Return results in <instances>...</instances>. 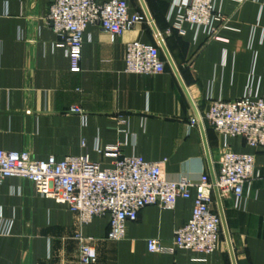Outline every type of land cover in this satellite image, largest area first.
Wrapping results in <instances>:
<instances>
[{
	"label": "crops",
	"instance_id": "0c3cea01",
	"mask_svg": "<svg viewBox=\"0 0 264 264\" xmlns=\"http://www.w3.org/2000/svg\"><path fill=\"white\" fill-rule=\"evenodd\" d=\"M127 1L130 14L145 20L116 36L89 25L80 69L73 71L69 44L45 19L51 0H0V148L42 160L87 154L103 168H113L124 155L167 159V178L191 179L192 196L179 199L174 209L143 208L127 223L126 236L113 240L110 215L86 222L37 195L31 181L3 179L0 264H84L80 237L97 252L91 264H264V147L225 137L205 118L213 101L264 98V0H214L226 21L214 22V35L181 23L178 0H144L157 31L142 0ZM133 41L158 46L165 72H127ZM75 105L86 115L69 113ZM109 147L119 155H109ZM225 147L254 154L258 177L240 199L218 197L214 187L212 209L221 219L223 212L228 227L227 235L222 220L214 252L177 249L175 231L193 215L197 184L204 174L214 184ZM152 238L168 250L150 251Z\"/></svg>",
	"mask_w": 264,
	"mask_h": 264
},
{
	"label": "built area",
	"instance_id": "2783aa9c",
	"mask_svg": "<svg viewBox=\"0 0 264 264\" xmlns=\"http://www.w3.org/2000/svg\"><path fill=\"white\" fill-rule=\"evenodd\" d=\"M183 13L180 21L208 28L217 33L214 22L226 24L223 15L215 10L214 0H178ZM55 33L69 44L71 69L78 71L82 59L84 34L89 25H99L112 35L145 20L142 14L131 15L127 0H51L45 16ZM181 34L185 31L179 28ZM166 63L158 46L133 41L127 45L126 71L140 74L165 72ZM69 113L85 116L78 105ZM205 118L225 137H240L246 145L264 147V98L246 95L232 101H213ZM195 123L196 121L193 120ZM109 155H119L117 147H109ZM167 159L146 160L140 156H121L113 168H103L91 161L89 155L68 156L62 160L50 157L42 160L29 151L0 148V181L6 178L27 179L33 183L37 195L54 199L69 211L81 215L86 222L98 216L110 215L108 237L120 240L126 236L127 223L136 221L140 211L151 205L174 209L181 198L192 196L194 183L187 177L170 180L166 175ZM216 187L222 197L240 199L244 187L258 177L255 155L238 153L225 147L218 161ZM198 185L193 215L175 231L177 249L209 254L217 249L222 233L221 216L212 209L215 185L204 174ZM81 261L91 264L98 255L89 239L80 237ZM149 250H168L158 239H149Z\"/></svg>",
	"mask_w": 264,
	"mask_h": 264
},
{
	"label": "water",
	"instance_id": "95a60500",
	"mask_svg": "<svg viewBox=\"0 0 264 264\" xmlns=\"http://www.w3.org/2000/svg\"><path fill=\"white\" fill-rule=\"evenodd\" d=\"M142 2H143V5H144V7H145V10H146V12H147L148 17H149L150 20L152 21L151 15H150V13H149V11H148V9H147V6H146L144 0H142ZM152 23H153V21H152ZM153 26H154L155 30L157 31V29H156L154 23H153ZM160 41H161V44H162V46H163V49H164V51H165V53H166L168 59L170 60L171 64L173 65V67H174L175 70L177 71V69H176V67H175V65H174V63H173V61H172L171 55H170V53H169V51H168V49H167V47H166L164 41L161 40V38H160ZM213 182H214V185H215V184H216V177H215V176H213ZM215 189H216V192H217L218 197H220V195H219V191H218V188L216 187V185H215ZM219 200H220V198H219ZM222 220H223V224H224L225 231H226V233H227V235H228L227 222H226V219H225V216H224L223 212H222Z\"/></svg>",
	"mask_w": 264,
	"mask_h": 264
}]
</instances>
